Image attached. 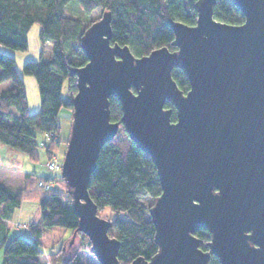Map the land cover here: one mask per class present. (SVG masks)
Masks as SVG:
<instances>
[{
    "label": "water",
    "instance_id": "water-1",
    "mask_svg": "<svg viewBox=\"0 0 264 264\" xmlns=\"http://www.w3.org/2000/svg\"><path fill=\"white\" fill-rule=\"evenodd\" d=\"M230 1L240 24L215 19V0H195L194 25L169 19L174 50L135 56L111 43L109 11L80 37L87 61L74 69L60 176L99 264H119L120 243L88 183L120 122L151 157L161 187L148 209L158 249L130 264H210V255L220 264H264V0ZM174 66L189 82L186 92L171 76ZM109 97L120 103L119 121L110 120ZM200 227L210 233L208 251L194 234Z\"/></svg>",
    "mask_w": 264,
    "mask_h": 264
},
{
    "label": "trees",
    "instance_id": "trees-1",
    "mask_svg": "<svg viewBox=\"0 0 264 264\" xmlns=\"http://www.w3.org/2000/svg\"><path fill=\"white\" fill-rule=\"evenodd\" d=\"M72 0H0V46L17 52L28 48L27 34L33 24L38 25L41 52L38 60H29L22 66L25 75H31L37 85L40 106L31 112L23 80L15 68L13 56L0 51V83L10 80L11 86L0 90V143L24 153L32 161L38 160V147L49 154L56 142L41 146L38 133L58 134L61 109H71V98L76 91L75 68L84 65L87 58L79 46L84 29L96 19L84 23L82 17L66 13L65 7ZM83 16L100 9L111 13V43L128 45L135 56L148 54L151 50L167 46L170 50L174 38L169 19L194 25L195 0H77ZM213 17L230 24L244 21L242 12L230 0H215ZM101 15V14H100ZM52 42V56L43 59V46ZM171 76L177 86L186 92L189 82L182 69L174 66ZM65 83V86H64ZM69 91L70 95L65 94ZM171 107V120L175 109ZM110 120L119 121L121 106L115 97H109ZM29 185L38 179L44 181L52 176L35 177L26 174ZM54 178L63 183L45 191L36 190L35 197L41 211L40 219L31 223L30 236L18 234L6 237V221L20 206L23 192L0 184V264H43L40 237L51 227L70 230L74 239L47 255L48 264H83L79 250L89 249L87 236L78 230L79 218L72 207L71 195L61 176ZM161 187L155 164L129 138L120 122L117 134L100 149L96 167L91 173L88 192L97 210L108 206L121 213L109 218L108 235L115 237L120 245L117 253L119 264H130L136 257L148 260L158 247L154 240V226L148 212ZM148 201L147 202H145ZM75 232V233H74ZM199 248L208 251L210 233L204 227L195 231ZM87 243L85 246L84 244ZM77 244L75 245V243ZM210 264H220L210 255Z\"/></svg>",
    "mask_w": 264,
    "mask_h": 264
},
{
    "label": "rangeland",
    "instance_id": "rangeland-1",
    "mask_svg": "<svg viewBox=\"0 0 264 264\" xmlns=\"http://www.w3.org/2000/svg\"><path fill=\"white\" fill-rule=\"evenodd\" d=\"M66 13L73 17H82L84 19V23H89L90 21L94 19H98L101 14L100 9H94L92 10L86 17L83 16V11L78 3L77 0H72L67 3L65 7ZM29 45L26 51L24 52H17L14 50H11L9 48H6L4 46H1L2 48H5L11 52H14V54L17 57V60L20 58L19 55L23 56L24 54L27 57V60L35 61L38 60L40 57L41 52V44L38 39V25L35 24L34 27L30 28L29 34ZM43 48V59H49L52 56V42L47 41ZM13 55V54H12ZM16 61V60H15ZM20 61V60H19ZM17 65H19V62L17 61ZM20 73L22 72V66H20ZM25 75V74H23ZM30 76L32 80L34 78L31 75H25ZM12 82L10 80L1 82L0 83V90L10 87ZM65 86V83H64ZM26 92L28 96V101L30 104L32 103V96H31V89L29 87V84L26 83ZM65 94H69V91L64 90ZM70 125H71V109L63 108L61 109L60 116H59V131L58 134H55L49 136L48 134H42L38 133V139H41L43 142H56V145L54 148H51L48 157L46 159L44 148L38 147V160L32 161L29 157H27L24 153L18 152L16 150L13 151V153H9L8 155L0 153V168H6L8 171L6 172L8 174L7 177H5L2 181L6 184H9L10 186H13L14 188H19L15 190H19L23 192V198L21 201V204L19 207H17L14 212L13 216L6 221L7 228L9 227L10 233L9 238L12 237L14 234H20L25 237H31L29 227L31 223H34L40 219V208L37 202V198L34 196L36 190L45 191L50 188H45L44 186L39 185V181L42 179H38L35 184H31L29 187L26 188V185L30 184L29 181H26V179H19L18 174H14L12 171L16 170L19 171L20 163L23 161V169L26 172L34 174L35 177H41V176H52L53 178L51 182H53V187H58L61 190H64L65 187L63 183H61L59 180L57 181L54 178L56 176H60V167L59 165L62 162L63 159V153L66 148V141L69 137L70 133ZM44 138V139H42ZM44 146V145H42ZM19 155V157H17ZM50 161V162H49ZM53 162L55 163L59 168L55 167L54 169L47 166V164ZM20 172V171H19ZM2 172H0L1 174ZM11 173V176H9ZM13 174V175H12ZM16 175V176H15ZM2 178V177H1ZM145 202L148 203V201L145 200ZM121 215V213H117L112 211L108 206H105L104 208L100 209L98 211V215L102 218H113L116 215ZM73 240L74 238L70 236V230L63 228V227H51L47 230H45L40 237L39 241L41 244V247L43 249L42 257L40 260L43 264H48V253L51 251L58 250L60 246L64 243V246L68 248L66 245L69 243V240ZM77 242L75 243V245ZM85 246L87 243H85ZM80 259L83 260L84 263H90V264H99L96 258L93 256V254L89 251L87 247H83L78 252ZM1 255H2V249H0V261H1Z\"/></svg>",
    "mask_w": 264,
    "mask_h": 264
},
{
    "label": "crops",
    "instance_id": "crops-1",
    "mask_svg": "<svg viewBox=\"0 0 264 264\" xmlns=\"http://www.w3.org/2000/svg\"><path fill=\"white\" fill-rule=\"evenodd\" d=\"M34 25L35 24H33L32 25V27H34ZM30 31V30H29ZM28 34H29V32H28ZM28 34H27V40H28V43H29V38H28ZM29 45V44H28ZM0 51H2V52H4V53H7V54H9V55H11V56H13V58L16 60L15 61V68H16V70H17V73L19 74V76L21 77V79L23 80V83H24V87H25V93H26V99H27V106H28V109H29V111H31V112H35V111H37L38 109H39V106H40V101H39V94H38V89H37V85H36V82H35V80H32V78H30V76H25V75H23L22 73H20V66H23L24 65V63L25 62H27V61H29V60H27V57H26V55L24 54L23 56H21V55H19V59L17 60V57H16V55L14 54V52H11V51H9V50H7V49H5V48H2L1 46H0ZM13 54V55H12ZM37 58H39L38 56H37ZM20 60V61H19ZM37 60V59H36ZM17 61L19 62V65H17ZM26 83H28L29 84V87H30V89H31V96H32V103L30 104V102L28 101V96H27V92H26ZM44 135V134H43ZM42 139H44V138H42ZM13 149H11V148H9V147H7L6 145H4V144H1L0 143V153H1V155H2V153H3V155L5 154H9L10 152L11 153H13ZM44 153H45V156H46V159H47V157H48V153L44 150ZM9 156V155H8ZM17 157H19V155L17 156ZM23 161L20 163V168H19V171H16V170H13L12 172L14 173V174H18L19 176H18V178L19 179H26L27 177V173H29V172H26V171H24V169L22 168L23 167ZM8 170L6 169V168H0V172H2L1 174H0V184L1 185H4L5 184V182L4 181H2L5 177H7L8 176V174L6 173ZM13 175V174H12ZM9 176H11V173H10V175ZM16 176V175H15ZM2 177V178H1ZM7 185V187H10V188H13V189H19V188H14L13 186H10L9 184H6ZM12 216H13V214H12ZM11 216V217H12ZM9 233H10V230H9V227L7 228V230L5 231V235H6V237H8L9 236ZM42 257V255L40 256V258ZM42 261V260H41ZM81 261L83 262V260L81 259ZM83 264H86V263H84L83 262ZM87 264H90V263H87Z\"/></svg>",
    "mask_w": 264,
    "mask_h": 264
},
{
    "label": "built area",
    "instance_id": "built-area-1",
    "mask_svg": "<svg viewBox=\"0 0 264 264\" xmlns=\"http://www.w3.org/2000/svg\"><path fill=\"white\" fill-rule=\"evenodd\" d=\"M49 136H51L52 135V133H47ZM47 144V142H41V146L42 145H46ZM50 162V161H49ZM48 162V164H47V166L46 167H50V168H52V169H54L55 167H57V168H61V164L59 165V167L55 164V163H53V162H51V163H49ZM51 180H52V178H50V179H48V180H46V181H44V180H40L39 181V185L41 186H44L45 188H52L54 185H53V182H51Z\"/></svg>",
    "mask_w": 264,
    "mask_h": 264
}]
</instances>
